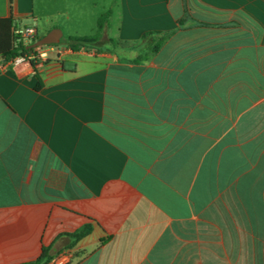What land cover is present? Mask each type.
Listing matches in <instances>:
<instances>
[{
	"label": "crops",
	"instance_id": "crops-1",
	"mask_svg": "<svg viewBox=\"0 0 264 264\" xmlns=\"http://www.w3.org/2000/svg\"><path fill=\"white\" fill-rule=\"evenodd\" d=\"M0 20L94 39L0 58V264H264V0H0Z\"/></svg>",
	"mask_w": 264,
	"mask_h": 264
},
{
	"label": "trees",
	"instance_id": "trees-1",
	"mask_svg": "<svg viewBox=\"0 0 264 264\" xmlns=\"http://www.w3.org/2000/svg\"><path fill=\"white\" fill-rule=\"evenodd\" d=\"M13 22L11 20H0V58H3L5 61L13 59L17 56H28L30 55L34 48L28 49L27 45H25V39L14 34ZM102 29V24L99 23V29ZM154 33H146L143 36V39L146 40L149 36ZM171 33H166L161 37L156 45L153 47V51L157 52L160 47L166 42V40L170 37ZM39 39L32 40V43H35ZM94 39L85 38V39H76L70 38L66 42H64L67 46L74 50H79L81 48L87 47L89 44H92ZM35 60L32 61V64H35ZM92 231L90 226H85L82 229L78 230L74 234L70 235L71 238L75 240V242L81 240L85 236L89 235ZM47 261V252L44 251L43 256L32 263L25 264H45Z\"/></svg>",
	"mask_w": 264,
	"mask_h": 264
},
{
	"label": "built area",
	"instance_id": "built-area-1",
	"mask_svg": "<svg viewBox=\"0 0 264 264\" xmlns=\"http://www.w3.org/2000/svg\"><path fill=\"white\" fill-rule=\"evenodd\" d=\"M14 34L20 36L26 40H36L37 39V30L33 27H24V28H16L14 30ZM45 48H52L57 49V45H48L42 47L34 48L33 52L28 56H17L13 59L6 61V64L19 66L24 63H29L32 61H36L40 56L42 57L43 52L41 49ZM73 258V251L71 249H65L61 253L57 254L51 261L50 264H71Z\"/></svg>",
	"mask_w": 264,
	"mask_h": 264
},
{
	"label": "water",
	"instance_id": "water-1",
	"mask_svg": "<svg viewBox=\"0 0 264 264\" xmlns=\"http://www.w3.org/2000/svg\"><path fill=\"white\" fill-rule=\"evenodd\" d=\"M63 38V33L60 29L52 30L48 35L39 39L35 43H31L27 48H36L48 45H58L61 43Z\"/></svg>",
	"mask_w": 264,
	"mask_h": 264
},
{
	"label": "rangeland",
	"instance_id": "rangeland-1",
	"mask_svg": "<svg viewBox=\"0 0 264 264\" xmlns=\"http://www.w3.org/2000/svg\"><path fill=\"white\" fill-rule=\"evenodd\" d=\"M90 25V22H89V24L87 23V24H84V25H82V27L85 29L86 28V30L88 29V26ZM75 25H73V27L71 26V28H76V27H74ZM90 28V27H89ZM84 32H86V31H84ZM94 33V32H93ZM93 33H91V34H93ZM68 40V34L67 33H65L64 34V37H63V39H62V41H61V43H64V42H66Z\"/></svg>",
	"mask_w": 264,
	"mask_h": 264
}]
</instances>
